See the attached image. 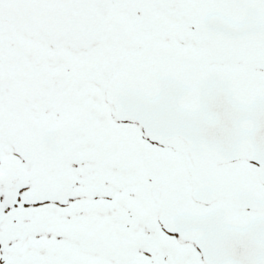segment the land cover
<instances>
[{"label": "snow or ice", "instance_id": "snow-or-ice-1", "mask_svg": "<svg viewBox=\"0 0 264 264\" xmlns=\"http://www.w3.org/2000/svg\"><path fill=\"white\" fill-rule=\"evenodd\" d=\"M0 264H264V0H0Z\"/></svg>", "mask_w": 264, "mask_h": 264}]
</instances>
